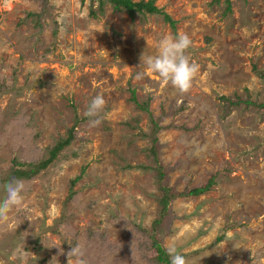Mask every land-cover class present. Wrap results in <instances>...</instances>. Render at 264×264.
I'll return each mask as SVG.
<instances>
[{
    "label": "rangeland",
    "instance_id": "obj_1",
    "mask_svg": "<svg viewBox=\"0 0 264 264\" xmlns=\"http://www.w3.org/2000/svg\"><path fill=\"white\" fill-rule=\"evenodd\" d=\"M155 2L175 29L162 15L131 17L109 2L103 12L93 5L94 17L92 0H50L37 26L21 20L42 11L40 0H0V201L14 159L48 157L82 118L78 139L22 179L23 203L0 220V264H68L77 244L88 264H151L139 227L151 231L160 216L162 190L147 150L151 117L161 116L168 127L155 147L167 186L181 192L215 180L202 195L171 200L164 247L189 264H264V118L256 108L227 111L222 99L250 94L264 102L254 70L264 69V0H231L229 11L225 0ZM179 33L191 37L187 52L199 65L184 94L140 64L142 53L157 55L161 39ZM131 89L151 113L131 101ZM97 94L107 104L91 127L85 111Z\"/></svg>",
    "mask_w": 264,
    "mask_h": 264
},
{
    "label": "trees",
    "instance_id": "obj_2",
    "mask_svg": "<svg viewBox=\"0 0 264 264\" xmlns=\"http://www.w3.org/2000/svg\"><path fill=\"white\" fill-rule=\"evenodd\" d=\"M42 4V11L41 12H34L28 11L26 16L21 21H26L27 18H32L33 20L37 21V26H41L42 21L47 17V8L49 7L50 0H40ZM216 2H220L221 0H215ZM106 2L112 4L115 10H124L127 12L131 17L136 16L137 14H156L162 15L164 20L171 24V26L175 29L176 21L172 18V16L166 12L163 8H160L156 5L155 0H92V5L90 7V11L94 17L97 16L95 10H93V5L98 4L100 10L103 12L104 5ZM226 3V10L229 11L231 9V0H225ZM55 27L53 29L54 37H57L58 34V27L57 23L54 22ZM254 70L259 75V77L264 82V69H259L256 65L254 66ZM130 88V87H129ZM131 101L135 102L138 107L150 112V107L148 102L146 104H140L137 101L136 90L131 89ZM222 99L225 100L226 109L227 111L233 107L242 106L244 108H256L261 110L262 118H264V102L260 101L259 99L253 98L250 94H247L245 97L240 95H236L234 97H227L222 96ZM229 108V109H228ZM164 115L166 114L163 113ZM163 117V116H161ZM155 118L151 117L152 119V131L149 132L148 136L151 137L153 141V145L151 148L147 150L148 156L153 160L152 169L157 172L158 175V182L160 183V187L162 190V196L160 197L159 203L161 205L160 209V216L159 218L153 221L151 231L146 230V228L139 227V230L144 232L147 236V241L143 243L146 244V252L147 254L144 257L151 263V264H170V257L168 254V250L163 245V240L161 239V227L166 222V215L169 213L170 202L173 198L176 197H183V196H190L195 195L199 196L211 189V187L215 184L214 176H212L205 185L197 186L188 190H184L181 192H173V188H170L166 184V171L164 166L161 164V160L158 154V150L156 149V143L158 142V134L164 130L168 126H164L161 124L162 118ZM82 121V118L78 116L75 119V123L72 127H68L67 129V136L66 137H59L52 146L48 147V157H42L40 160L32 161V162H22L19 159H14L15 168L12 171V177L16 179H24V180H31L35 176H37L42 170L46 169L58 156L59 154L69 145H71L74 141L78 139V129L77 124ZM175 124H172L174 126ZM86 168V167H85ZM83 169L82 173L75 179L71 181L70 192L68 195L69 200H73L76 196V190L74 189L77 181L83 177V173L85 171ZM5 179L3 180V182ZM161 235V236H160ZM156 252L154 255L150 254V252Z\"/></svg>",
    "mask_w": 264,
    "mask_h": 264
},
{
    "label": "clouds",
    "instance_id": "obj_3",
    "mask_svg": "<svg viewBox=\"0 0 264 264\" xmlns=\"http://www.w3.org/2000/svg\"><path fill=\"white\" fill-rule=\"evenodd\" d=\"M192 47L191 37L186 33L176 36H164L159 44V53L155 56L141 54L140 64L157 73L167 84L170 83L181 94L190 91L193 81L199 72V65L193 61L187 50ZM139 64V65H140ZM139 73L137 78H141ZM107 104L103 95L97 94L88 104L85 115L89 117L91 127L99 126L102 122L100 113ZM25 185L22 180L13 178L4 185L6 196L0 201V220H6L9 212L23 203ZM170 264H189L184 254L174 248L168 249ZM68 264H88L85 251L80 244L72 246L67 253ZM73 258L75 260L73 261Z\"/></svg>",
    "mask_w": 264,
    "mask_h": 264
}]
</instances>
